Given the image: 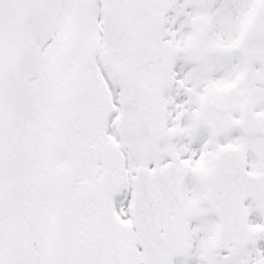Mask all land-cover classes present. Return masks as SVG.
<instances>
[{
  "label": "snow or ice",
  "instance_id": "6c2138e0",
  "mask_svg": "<svg viewBox=\"0 0 264 264\" xmlns=\"http://www.w3.org/2000/svg\"><path fill=\"white\" fill-rule=\"evenodd\" d=\"M0 264H264V0H0Z\"/></svg>",
  "mask_w": 264,
  "mask_h": 264
}]
</instances>
